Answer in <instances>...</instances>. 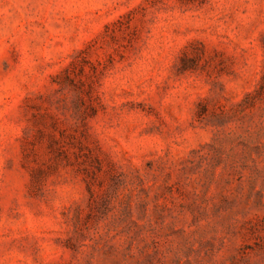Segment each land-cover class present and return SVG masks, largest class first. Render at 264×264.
<instances>
[{"label": "rangeland", "instance_id": "374dc122", "mask_svg": "<svg viewBox=\"0 0 264 264\" xmlns=\"http://www.w3.org/2000/svg\"><path fill=\"white\" fill-rule=\"evenodd\" d=\"M0 264H264V0H0Z\"/></svg>", "mask_w": 264, "mask_h": 264}]
</instances>
